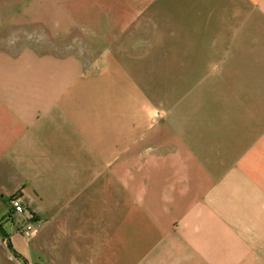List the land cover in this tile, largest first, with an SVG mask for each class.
<instances>
[{
  "label": "crops",
  "instance_id": "crops-1",
  "mask_svg": "<svg viewBox=\"0 0 264 264\" xmlns=\"http://www.w3.org/2000/svg\"><path fill=\"white\" fill-rule=\"evenodd\" d=\"M13 5L0 32L34 34L65 79L25 94L0 82V221L15 251L41 264L14 231L27 216L110 208V264L123 250L125 264H264V0ZM149 65H171L170 93L145 89L164 76ZM15 194L24 211L6 230ZM0 264H23L1 233Z\"/></svg>",
  "mask_w": 264,
  "mask_h": 264
},
{
  "label": "rangeland",
  "instance_id": "rangeland-1",
  "mask_svg": "<svg viewBox=\"0 0 264 264\" xmlns=\"http://www.w3.org/2000/svg\"><path fill=\"white\" fill-rule=\"evenodd\" d=\"M7 5L12 8L13 0H0L1 16L3 11H8ZM263 38L262 34V40ZM34 42L35 36L31 33L0 32V82L5 87L13 88L12 91L16 93L25 94L30 90L45 93L52 83L60 86L65 80L61 78L60 67L51 68L45 59L41 58V53L37 52L41 48H38ZM25 47L37 49H22ZM261 52V57L264 58V48ZM148 69L149 73L158 70L157 65H149ZM158 71L164 76L149 77L145 81V89L153 95L156 92L170 93L173 90V81L169 78L172 72L171 65H165L161 70L159 67ZM135 179L139 180L138 177L134 178V181ZM18 195L15 194L13 197L18 198ZM19 201L22 204L20 199ZM114 211L110 208L101 211L80 209L77 211L79 216L70 218L61 214L60 219L56 218L52 224L44 223V218H40L39 215H32V217L27 216L22 222L18 221L14 231L21 235V249L28 253L32 247L34 248L28 258L41 264H110L111 259L108 249L106 250L107 234L113 231L112 235H114L115 228L113 229L109 224L108 218L114 215ZM116 212V215L121 217L125 210L117 209ZM26 221L35 224V229L29 236L20 233ZM4 227L6 230H11L13 223L6 221ZM117 264H125L124 250L122 255H118Z\"/></svg>",
  "mask_w": 264,
  "mask_h": 264
},
{
  "label": "built area",
  "instance_id": "built-area-1",
  "mask_svg": "<svg viewBox=\"0 0 264 264\" xmlns=\"http://www.w3.org/2000/svg\"><path fill=\"white\" fill-rule=\"evenodd\" d=\"M9 203H10V207L13 209L14 212L24 211V208L22 207V204L20 203L18 198L12 197ZM34 229H35V224L31 222H27L21 227V232L24 236H29L33 233Z\"/></svg>",
  "mask_w": 264,
  "mask_h": 264
},
{
  "label": "trees",
  "instance_id": "trees-1",
  "mask_svg": "<svg viewBox=\"0 0 264 264\" xmlns=\"http://www.w3.org/2000/svg\"><path fill=\"white\" fill-rule=\"evenodd\" d=\"M11 198H12V197H11ZM11 198H10V199H11ZM12 213H13V209L10 208L9 211H8V214L3 218L4 222H6V221H11V215H12ZM0 233H1L2 236L6 239V245H7V248L12 252V254L14 255V257L22 259L23 264H28L27 261H26L24 258H22V257H21V256L15 251V249L13 248V246H12L10 240L8 239L7 234L5 233V231H4L3 228H2V221H0Z\"/></svg>",
  "mask_w": 264,
  "mask_h": 264
}]
</instances>
